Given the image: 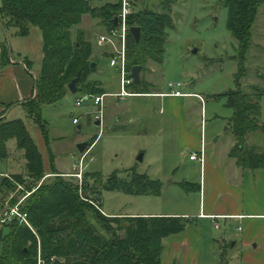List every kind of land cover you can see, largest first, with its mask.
Returning a JSON list of instances; mask_svg holds the SVG:
<instances>
[{
    "label": "rangeland",
    "instance_id": "374dc122",
    "mask_svg": "<svg viewBox=\"0 0 264 264\" xmlns=\"http://www.w3.org/2000/svg\"><path fill=\"white\" fill-rule=\"evenodd\" d=\"M126 1L131 12L146 7L157 11H162V6L169 9L173 27L167 29L164 62L159 64L149 60L141 76L153 83L152 91L170 92V82H181L184 92L204 97L203 110L199 97H180L183 98L186 125L195 130L200 129L204 122V141L212 145L219 133L222 144L218 149L228 150L235 141L226 121L232 116L233 109L226 104L225 97H213L237 87L235 75L241 61L239 41L227 27V9L219 5V0ZM95 4L102 5L103 2L95 1ZM71 32L74 39L83 36L91 43L90 59L91 63H96L89 76L93 84L78 83V87L93 92L97 90L96 83L101 82L106 92L111 94L104 96L102 112L91 96L82 105H76L77 99L84 95L82 91L72 93L68 90L59 102L43 106L53 164L44 165L50 171L46 172L45 169L43 178L37 183L28 176L25 150L19 148L15 137L8 139L6 157L0 158V212L9 200L11 204L22 202L23 207H30L31 202L33 205L38 201L45 212L42 214L47 215L48 220L53 223L65 220L75 226L74 218L68 212L62 215V219L53 215L54 207L62 201L68 209L82 207L87 221L95 225L97 232L111 240L113 236L126 237V229L133 216L157 217L196 210L198 200L194 191H186L179 182L191 174L198 176L200 169H192L189 153L180 151L177 146L180 121L169 114L165 98L153 95L117 96L121 90V78L117 66L112 63V56L119 55L122 44L118 36L108 35V27L101 16L83 14L82 21ZM252 33L244 61L246 71L241 78L242 89L250 91L256 86L263 90L260 105L261 122L264 123V5L258 11ZM102 35L108 36L106 42L100 41ZM0 36L9 51L10 43L3 29ZM12 41L15 43L14 55H19L17 50L21 51V58L33 60V68L39 73L43 59L42 30L34 26L29 35H18ZM194 49L197 52H193ZM20 110L26 112L23 106ZM75 116L80 121L77 124L73 122ZM96 116H102V119H96ZM16 118L24 119L26 130L35 141L32 130L34 121L23 113L16 115ZM97 120L101 122L100 125L95 123ZM11 123L0 119V136L8 127L19 126ZM255 136L264 138V132L260 131ZM84 142L87 143V150L91 149L89 158L87 156L81 175L75 176L78 172L76 160L81 156L78 145ZM90 155L94 157L93 160ZM113 173L126 180L137 176L136 173L159 179L163 184L162 194L135 195L124 190L105 189L103 185ZM14 174L25 176L22 186L5 187L3 182L6 179L11 181L10 176ZM49 188H55V193L48 191ZM109 216L121 217L125 228L111 224ZM220 225V229L209 226L205 230L203 264H221L222 258L225 264L238 262L233 256L240 250V243L234 247L232 243L236 238H220L225 227L221 222ZM15 227H27L34 234L33 241L25 243L24 248L29 251L27 261H31L30 264H45L39 230L17 222H0V234L7 236ZM65 241L56 237L50 238L49 242L51 246H60ZM2 249L0 242V253ZM130 251L133 264H140L139 259H147L139 249ZM52 258L58 260L61 257L53 255Z\"/></svg>",
    "mask_w": 264,
    "mask_h": 264
},
{
    "label": "trees",
    "instance_id": "16d2710c",
    "mask_svg": "<svg viewBox=\"0 0 264 264\" xmlns=\"http://www.w3.org/2000/svg\"><path fill=\"white\" fill-rule=\"evenodd\" d=\"M95 1H101L103 4H95ZM219 5L227 9V27L239 41L241 61L235 75L236 89L214 94L213 97H225L226 104L233 109L232 116L226 119L228 129L235 138L230 156L235 158L241 167L253 170L264 168L263 146L251 144L250 141V137H256L260 131L264 132L260 105L263 90L255 86L252 90L245 91L242 89L241 81L246 71L244 61L250 48L253 25L260 7L264 5V0H219ZM122 8L123 0H1L0 16L5 25L17 29L18 35H29L34 26L42 30L43 59L40 72L35 77V95L24 103V108L27 117L42 129L50 152L48 122L42 114L43 106L55 104L64 98L69 90V84L76 77H79L80 84H93L89 80L92 72L91 43L83 36L74 39L71 30L82 21L83 14L91 13L93 16H101L110 32L111 28L118 24ZM162 9L157 11L146 7L128 15L126 35L128 69L132 70L134 66L141 65L144 72L149 60L159 64L164 62L167 29L173 27V19L169 9L164 6ZM134 26L141 28L139 42L130 32ZM2 48L6 53L5 44ZM96 85L97 90L93 92H90V89L84 91L82 88L81 91L84 94L95 95L106 93L101 82ZM152 89L153 83L142 76L140 83L135 82L131 86V90L138 94L152 93ZM11 122L19 126L8 127L0 136V158L6 157L8 139L15 137L19 142V148L26 152L28 176L37 183L45 174L42 152L26 130L22 119ZM136 175L126 180L113 173L103 186L108 190H124L135 195L158 196L162 193L163 184L160 180L152 179L147 174ZM11 178L21 184L25 180V176L20 174H14ZM3 183L5 187L15 188L12 181L6 179ZM181 186L187 191L191 190L185 183ZM54 189L49 188L48 191L55 193ZM33 203L32 205L31 202L30 207L25 205L23 209L28 212L32 225L42 235L45 264H133L131 262L133 257H130L132 254L130 250L133 249H139L147 257L139 259L140 264H161L163 239L183 232L191 221L178 215L133 216L126 229V237L113 236L110 240L97 232L94 224L87 221L82 207L68 209L62 201L54 207L53 215L62 219V215L68 212L70 217L74 218L73 226L65 220L59 223L51 222L47 215L42 214L45 213L43 206L38 201ZM108 220L119 228H125L119 216H109ZM33 237V232L27 227H15L7 236L0 234V242L3 245L0 264H30L31 261H27L29 251L24 247L27 241H33ZM56 237L66 240L65 243L51 246L50 238ZM132 242L134 244H131ZM53 255H59L61 258L53 260ZM223 260L222 258L221 264H225Z\"/></svg>",
    "mask_w": 264,
    "mask_h": 264
},
{
    "label": "crops",
    "instance_id": "0c3cea01",
    "mask_svg": "<svg viewBox=\"0 0 264 264\" xmlns=\"http://www.w3.org/2000/svg\"><path fill=\"white\" fill-rule=\"evenodd\" d=\"M11 28L5 25L0 16V30H4L10 43V49L8 51L6 48L5 53L2 48L3 39L0 36V119L5 121L24 120L16 118V115L26 114L20 107H24V103L34 97L37 75L33 68L35 67L33 60L28 57L21 58L22 52L19 50H17L19 55H14L15 43L12 38H16L18 34L16 28ZM166 93L168 92L159 90L135 95L165 98L169 114L176 116L180 121L177 127L179 150L189 153V158L192 152L202 154L203 151V162L190 159L192 169L199 167L200 172L198 176L191 174L179 182V185L185 183L189 186L191 188L189 192L194 191L198 205L196 210L175 213V216H184L191 221L183 232L163 239L161 264L162 261L164 264H203L205 230L209 226L220 229V222L225 226L220 238L224 240L236 238L237 240L234 239L232 243L234 247L240 243V250L233 256V259H237V264H264V168L253 170L239 166L236 159L230 156L234 143L226 151L218 149L222 144L219 133L212 145L205 142L204 122L201 123L200 129L195 130L186 125L183 98H180L184 96ZM108 94L111 93L106 92L105 96ZM187 94L189 95L186 97H199L202 110L204 109V97L193 92ZM32 130L45 165L52 163L42 129L34 124ZM250 141L251 144L264 148V138L252 136ZM47 171L50 170L46 169Z\"/></svg>",
    "mask_w": 264,
    "mask_h": 264
},
{
    "label": "built area",
    "instance_id": "2783aa9c",
    "mask_svg": "<svg viewBox=\"0 0 264 264\" xmlns=\"http://www.w3.org/2000/svg\"><path fill=\"white\" fill-rule=\"evenodd\" d=\"M132 13L131 10L128 8V3L126 0H123V8L121 13L119 14V21L118 24L111 28L110 32L108 35H113V36H118V39L120 43L122 44V49L119 51V55H114L112 56V63L117 66V69L120 73V78H121V90L119 93H117V96L120 97H127L131 95H135L138 93H134L131 90V86L135 83V80L132 76V71L128 69L127 67V57H126V35L128 31V26H127V17L128 15ZM107 35H102L100 38V41L106 42L107 41ZM183 84L181 82L174 83L170 82L169 87L171 88L170 92L166 93L168 95H174V96H186L189 95L185 93L182 90ZM91 96V98L94 99V103L96 105L100 106V111L102 112V103L104 100V95H95V94H84L82 97L77 99L76 105H82L86 99H88ZM102 116H96V119L101 118ZM102 119V118H101ZM73 122L77 124L79 122L78 117H74ZM91 149H86L83 151L80 155V158L76 160V165L75 168L78 169V172H76L74 175L75 176H80L81 171L84 170L87 159L89 158ZM88 156V158H87ZM91 156V155H90ZM94 157L91 156V160H93ZM190 159L192 160H199L203 162V151L202 154H199L198 152H192L190 154ZM11 181L19 186H22L21 183H18L16 180H13L10 176ZM30 193V192H29ZM5 208H3L0 212V222L1 223H12V222H17L20 225H27L30 228H33L29 214L27 211L23 209L22 202H17L15 204H11L10 200L5 202ZM217 227H219L218 224H216Z\"/></svg>",
    "mask_w": 264,
    "mask_h": 264
},
{
    "label": "water",
    "instance_id": "95a60500",
    "mask_svg": "<svg viewBox=\"0 0 264 264\" xmlns=\"http://www.w3.org/2000/svg\"><path fill=\"white\" fill-rule=\"evenodd\" d=\"M115 21H116L115 23H117V20H115ZM130 32L135 37L136 41L139 42L140 38H141V28L138 26L131 27ZM193 52H197V49H194ZM95 66H96L95 62L91 63L92 68H95ZM131 71H132V76H133L135 82L140 83L141 82L142 66L136 65L132 68ZM78 81H79V77H76L69 84L68 88L72 93H77L78 91H81V89L78 87ZM95 123L98 125L101 124V122L99 120H97ZM78 148H79L80 152H83L87 148V143L86 142L80 143L78 145ZM140 159H142V154L140 156Z\"/></svg>",
    "mask_w": 264,
    "mask_h": 264
}]
</instances>
